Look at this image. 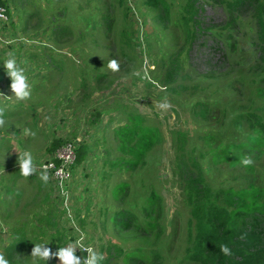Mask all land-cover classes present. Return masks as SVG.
I'll return each instance as SVG.
<instances>
[{"label":"rangeland","instance_id":"374dc122","mask_svg":"<svg viewBox=\"0 0 264 264\" xmlns=\"http://www.w3.org/2000/svg\"><path fill=\"white\" fill-rule=\"evenodd\" d=\"M169 1L170 22L165 23L145 0H135L132 13L122 0H89L92 17L80 22L84 38L70 30L49 39L39 20L51 13L43 14L36 4L32 9L39 16L28 22L25 59L17 58L18 41L10 39L9 25L0 27V65L15 57L26 68L31 90L29 98L17 100L0 67V255L5 259L9 243L24 229L27 246L13 257L24 264L38 260L31 255L35 245L46 244L54 252L76 246L81 233L103 254L102 264H128L119 248L146 258L144 264H191L190 210L174 163L179 133L185 134L197 156L204 154L201 162L214 188L264 187V154L239 156L225 150L236 144L264 149V144L250 142L258 126L249 113H257L264 122V64L252 43L253 12L244 11L243 22L232 30L225 5L198 0L205 9L200 11L205 27L189 51L179 22L185 0ZM228 37H233L235 51ZM111 60L117 61V71L108 67ZM175 63L182 70L171 72ZM136 114L158 127L162 141L144 166L130 170L120 163L124 154L116 131ZM56 139L62 140L57 149L73 143L76 157L81 144L87 147L85 159L71 165L64 188L46 168L56 151L48 149ZM26 151L35 167L29 176L21 175L18 166ZM244 157L253 163L243 166ZM45 171L46 183L40 179ZM123 183L130 186L129 192L117 197L116 189ZM153 193L160 206L146 213ZM118 211L134 213L151 235L119 232L113 220ZM48 213L51 225L42 222ZM79 248L75 254L83 259ZM49 259L48 264H58L56 257Z\"/></svg>","mask_w":264,"mask_h":264},{"label":"trees","instance_id":"16d2710c","mask_svg":"<svg viewBox=\"0 0 264 264\" xmlns=\"http://www.w3.org/2000/svg\"><path fill=\"white\" fill-rule=\"evenodd\" d=\"M72 1L73 3L70 4L71 0H0V3L6 7L8 15L14 19L9 21L11 23V36H13L10 39L15 38L17 43H20V47L27 44L28 22L39 16V14L33 13L36 4L40 6L41 11L45 12L43 14L51 13V16L48 14L45 17H40L39 20V25L44 23L42 32H49L45 33L47 39L54 35L66 36L70 30H77L78 34L84 38L85 28H81L80 22L84 20L87 23L92 17L90 14L91 3L89 0ZM122 1L131 13L137 7L136 5L133 8L128 0ZM217 2L225 5L229 10L231 19L227 22V26L232 30L243 22L241 16H243L244 11L253 12L251 19L256 30V39L252 43L259 51L258 61L264 64V0H217ZM144 3L146 6L159 11L158 15L162 21L170 22L172 3L169 0H145ZM11 8L16 10V13H12ZM204 10L198 0H185L183 4L179 22L184 27L189 51L195 40L199 38V30L202 31L205 27L203 26L204 20L200 15V11ZM26 16L27 20H24ZM206 28L211 30L216 27L207 26ZM21 39L24 42H19ZM232 40L233 37H228V43L235 51L236 45L231 43ZM7 43L10 47V42L7 41ZM221 47L223 48V46ZM184 50H181V54ZM22 57L25 59L24 55ZM176 70H182L178 63H175L171 72ZM82 79L85 81V77ZM31 82L34 81L31 80ZM83 83L85 84V82ZM249 118H254L255 124L258 126L257 134L250 137V142L255 145L264 144V137L261 135L264 134V122L260 115L249 113ZM116 134L119 139L118 149L124 154L120 163L130 170L144 166L149 153L162 141L158 127L145 124L144 118L140 114L133 115L129 123L117 129ZM61 143V139L54 140L48 150L50 152L55 151ZM189 145L185 134L179 133L175 141L174 163L175 172L183 186L185 202L190 210L188 222L190 252L187 257L190 263L264 264V187L251 185L241 189L214 188L209 183L201 162L204 154L197 156ZM225 150L227 152L234 150L240 153L239 156L243 153H255L256 156L264 154V149H257L247 144L231 145L228 150ZM86 152V145L81 144L77 149L76 161L78 163L85 159ZM234 161H239V157H235ZM15 183L13 182L14 185ZM129 189L130 186L127 183L119 185L116 189L117 197L128 193ZM6 190L10 193L12 186L6 187ZM150 206V208L145 209L146 213L152 206H160L159 196L155 193L151 195ZM48 214L42 219V222L51 225L53 217L51 213ZM113 220L119 232H139L142 236L147 237L151 235V230L136 222V217L132 212L118 211ZM155 227L152 225V228ZM23 232L24 229H21L6 248L8 264H24L22 261L15 262L13 260L14 255L25 251L23 248L27 246L24 235H22ZM221 245H227L231 254L224 255L220 251ZM119 253L124 255L123 260L128 264H144L146 261V258L138 257L132 252L126 253L122 248H119ZM82 254L84 257L86 256L83 251ZM52 257L54 258V256L50 258ZM49 260L46 261V264L50 262ZM35 264H45V262L38 257Z\"/></svg>","mask_w":264,"mask_h":264},{"label":"clouds","instance_id":"9594fccd","mask_svg":"<svg viewBox=\"0 0 264 264\" xmlns=\"http://www.w3.org/2000/svg\"><path fill=\"white\" fill-rule=\"evenodd\" d=\"M3 68L5 69L7 76L10 78V90L13 93L14 97L17 100H25L30 97L31 90L30 86L27 83V78L24 75V71L17 64L15 57H10L3 61ZM108 67L112 71H117L119 65L116 60H111L109 62ZM161 108H167V104H161ZM241 164L243 166H249L253 163L250 157H244L241 159ZM19 171L23 176H29L35 172V167L33 165V158L30 152H25L23 156L19 160ZM40 179L45 183L48 180V175L45 172L41 173ZM75 226V225H74ZM79 231V229H77ZM84 235L81 233L80 237L76 240L75 245L73 246L69 244L65 247H59L57 251L50 252V249L44 247V245H35L31 251V255L33 257H39L46 261L50 258V256H54L58 259V264H102L104 259L103 254L98 253L92 247L84 248L83 251H86L87 255L81 259V257L75 254V250L79 248L81 241H83ZM80 249V248H79ZM220 251L224 255H230L231 250L227 245H221ZM0 264H8V261L4 258V256L0 255Z\"/></svg>","mask_w":264,"mask_h":264},{"label":"built area","instance_id":"2783aa9c","mask_svg":"<svg viewBox=\"0 0 264 264\" xmlns=\"http://www.w3.org/2000/svg\"><path fill=\"white\" fill-rule=\"evenodd\" d=\"M129 4L134 8V0H128ZM10 21L7 9L4 5L0 3V27L8 24ZM4 99V98H2ZM76 146L73 143H65L59 149H56L54 156L49 160L46 168L53 171L54 176L57 178V183L61 188H64L66 181L70 176V167L76 161ZM80 237V235H79ZM80 248L83 251L84 248L92 247L88 242H86L85 236L83 241L80 243ZM86 253V251H83ZM87 255V253H86Z\"/></svg>","mask_w":264,"mask_h":264},{"label":"crops","instance_id":"0c3cea01","mask_svg":"<svg viewBox=\"0 0 264 264\" xmlns=\"http://www.w3.org/2000/svg\"><path fill=\"white\" fill-rule=\"evenodd\" d=\"M44 3H45V1H44ZM72 3H73V1L71 0V3H70V4H72ZM9 19H10V21H13V20H14L13 17H10V16H9ZM84 22H85V21L83 20V23H84ZM8 25H9V28L11 29V23H9ZM4 27H5L6 29H8V26H7V25H5ZM4 27H3V28H4ZM18 44H19V45H18ZM16 45H17V47H18V51H17L16 54H17V58L19 59V57H20L19 55H22V56L24 55V48H26V47H25V46L20 47V43H16ZM11 47H12V45L10 46V48H11ZM19 61H21V60H19ZM19 63H20V62H19ZM19 63H18V64H19ZM18 66H19L20 68H22L21 65H18ZM0 67H2V65H0ZM23 71L26 72V68L23 69ZM3 75H5V76L7 75L6 71H4V74H3ZM35 77H36V76H35ZM0 80H2V79L0 78ZM5 80H7L8 82H11V80H10V78H9L8 76L6 77Z\"/></svg>","mask_w":264,"mask_h":264}]
</instances>
